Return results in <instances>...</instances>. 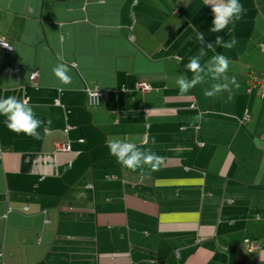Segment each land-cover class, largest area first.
I'll return each mask as SVG.
<instances>
[{
  "label": "crops",
  "instance_id": "obj_1",
  "mask_svg": "<svg viewBox=\"0 0 264 264\" xmlns=\"http://www.w3.org/2000/svg\"><path fill=\"white\" fill-rule=\"evenodd\" d=\"M240 3L242 18L211 33L204 0H0L13 45L0 53V98H27L51 121L35 140L0 116V264H264V101L246 91L248 73L264 70V0ZM197 30L205 43L237 41L201 61L230 60L231 100L204 97L215 81L178 91ZM60 62L70 85L52 72ZM138 81L153 89L136 91ZM85 88L103 91L100 107L87 106ZM108 138L165 163L125 169Z\"/></svg>",
  "mask_w": 264,
  "mask_h": 264
},
{
  "label": "clouds",
  "instance_id": "obj_2",
  "mask_svg": "<svg viewBox=\"0 0 264 264\" xmlns=\"http://www.w3.org/2000/svg\"><path fill=\"white\" fill-rule=\"evenodd\" d=\"M204 2L211 7L214 15L212 27L209 29L211 33L221 32L230 23L240 20L246 11L240 0H204ZM196 41L201 45L198 54L190 57L188 63L184 66L187 72L192 73L191 78L181 75L176 80L179 93L181 95L189 94L198 85H203L208 81H215V83L210 84V87L203 89L204 97L215 98L224 92H228V99L231 100L232 88L238 89L240 84L235 76L229 77L227 75L230 60L225 55L217 53L204 63H201V61L207 56V50L215 52V46L231 49L237 43L236 39L233 37L230 41H225L223 37L217 35L214 43H205V34L197 30ZM0 44L5 48L12 49L2 37H0ZM52 72L61 85H70L72 83V77L68 74L69 66L67 64L63 62L57 63L53 67ZM87 96L92 102L99 103L98 90H89ZM0 116L4 117L3 123L9 131L18 135L24 134L35 140L42 138L40 131L42 127L45 134L50 130L47 125H50L51 121L49 120L46 124L45 121L39 119L27 98L20 99L16 96L0 98ZM200 119L201 116L197 115L193 118V122ZM142 143L146 144L147 141ZM151 143H156L154 137ZM106 144L109 149V155L114 157L123 168L132 172L139 171L142 175L146 174L145 170L157 172L165 163L163 156L158 155L150 148H143L134 142L121 138H108ZM153 264H156V262L154 261Z\"/></svg>",
  "mask_w": 264,
  "mask_h": 264
},
{
  "label": "built area",
  "instance_id": "obj_3",
  "mask_svg": "<svg viewBox=\"0 0 264 264\" xmlns=\"http://www.w3.org/2000/svg\"><path fill=\"white\" fill-rule=\"evenodd\" d=\"M0 37L4 38V41L11 46V50L8 48L3 47L2 44H0V53H11L13 51V45L0 33ZM262 51L264 52V45H261ZM37 71L31 73L30 80L33 84H35L37 79ZM153 88L145 81H138L135 84V90L141 93H146L151 91ZM89 90H98V100L99 103L92 102L90 98L87 96V93ZM252 90H257L261 96V99L264 101V70L262 71H250L247 75L246 80V91L250 92ZM84 96L86 100V104L89 108H98L101 105L102 100L104 99V93L103 91L99 90L98 88L94 89H84ZM56 104L58 105L59 102L57 101ZM249 119V115L245 114L243 117L244 121H247ZM260 139L264 141V134L260 136ZM2 153L3 151L0 149V161L2 159ZM258 249V245L255 242H249L248 243V251L254 252ZM3 260V253L2 249L0 247V263H2Z\"/></svg>",
  "mask_w": 264,
  "mask_h": 264
}]
</instances>
